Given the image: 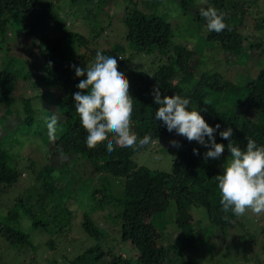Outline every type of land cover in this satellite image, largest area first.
I'll return each mask as SVG.
<instances>
[{
    "label": "trees",
    "instance_id": "1",
    "mask_svg": "<svg viewBox=\"0 0 264 264\" xmlns=\"http://www.w3.org/2000/svg\"><path fill=\"white\" fill-rule=\"evenodd\" d=\"M68 1L73 4L77 0ZM198 1L178 0V5L183 15L193 16L197 23L202 24L206 43L213 44L220 53L226 52L236 57L237 60L233 61L228 57L222 61L212 60L213 63H221L220 71L213 63L208 64L201 58L200 61L205 68L200 69L198 74L193 71L196 69L192 67L193 50L174 40L177 21H168L162 15L145 11L142 3L139 5L133 0H128L122 16L125 39L133 51L130 56L138 52L157 59L149 71L130 69L124 73L130 82L129 93L133 97L130 128L139 138L146 134L157 141L171 136L178 137L180 147L172 170L168 172L151 170L137 164L133 159L137 151L145 149L149 144L136 149L114 145L115 150L111 153L107 151L106 142L98 144L95 149L87 147V132L80 123L73 99V94L80 91L76 85L80 80L86 79V75L77 77L72 72L73 58L64 49V40L73 33L66 29L54 37L45 33L51 20L49 18H54L51 1L0 0V41L6 42L8 24L18 19L21 25L20 31L17 32L18 36H36L31 39V45L36 47L38 52H33L34 61L30 62L35 71L30 70L27 76L35 77L36 84H44V87L48 86L50 90L58 86L62 88L61 97L65 101V107L59 116L57 115L58 134L63 141L60 146L61 152L67 156L82 157L88 168L97 174L106 173L123 178L122 193L118 195L105 185L97 189L101 193L100 201L103 206H108L113 212L114 219L116 218L114 223L119 227L118 237L109 238L105 229L84 212L80 226L85 239L90 240V243L76 250L71 258L66 259L65 264H165L170 245L158 242L162 239L167 225L170 224L181 231L179 236L181 240L182 236L187 234L195 235L206 230L212 232L214 226L226 234L224 231L226 227L243 224L231 211L227 213L222 211L215 176L223 173L224 164L217 159L205 160L204 154L208 150L206 147L196 141L189 142L175 131L169 132L162 121L155 119V112L160 105L155 103L152 91L154 87H159L162 97L176 93L188 97L190 99L188 110L200 111L210 126L215 127L219 123L220 129L215 133V139L217 143L224 144L227 151L229 141L223 139L219 132L228 127L233 129L232 142L239 145L242 150L246 149V137H251L258 146L264 145V65L257 69L255 76L248 82H236L227 77L230 66L240 62L238 60L240 56L247 59L255 48H260L261 54L264 52L263 38L252 36L254 30L247 33L241 30L245 14L248 13L247 6L256 0H203L201 7L198 6ZM239 1L243 8L229 13L230 6ZM207 7H214L218 12H223L225 23L231 30L226 28L220 33L209 32L206 20L200 16V9ZM53 22L59 25L57 19ZM254 27L256 30L264 28V18L258 17ZM9 48L7 47V50ZM114 52L119 67L125 61V57L121 59L119 55L123 53L122 47L115 45ZM17 76L15 71L7 67L0 69V109H6L14 104L13 92ZM61 100L59 98L48 103L57 105ZM30 101V98L22 99L25 111L32 109ZM221 102L226 104L224 109L220 108ZM46 114L52 116L53 113L47 111ZM33 119L32 114L27 112L24 117L26 124H30ZM47 131L46 126L36 133L44 134ZM109 139H113V136L110 135ZM194 148L198 149V155L193 153ZM66 163H61L56 175L60 169L62 172L65 171L68 165ZM55 170L53 165L46 164L36 173L46 194L60 189L53 176ZM20 175L16 168L8 164L6 153L0 148V191L15 184ZM55 197L57 198V195ZM36 199L39 201L41 197L37 196ZM22 204L15 203L14 207L9 208L0 219V235L12 245L28 244L33 248L28 233L22 231L17 224L18 208ZM59 207L66 211L67 217L66 224L57 223L59 226L56 232H61L63 227L68 229L72 221L73 211L67 206ZM193 207L205 209L204 228L197 230L194 226L190 213ZM28 208L25 214L32 217L33 214ZM60 213L52 214L50 217L53 218L52 221H57L56 217ZM260 217L259 232L264 233V213ZM50 218L44 223L43 220L34 218L32 226L46 225L52 222ZM251 232L245 230L241 237L245 234L251 235ZM177 240L171 246L176 245L179 242V239ZM49 242L52 243L51 240ZM261 247L264 248V242ZM258 264L264 262L259 260Z\"/></svg>",
    "mask_w": 264,
    "mask_h": 264
},
{
    "label": "rangeland",
    "instance_id": "2",
    "mask_svg": "<svg viewBox=\"0 0 264 264\" xmlns=\"http://www.w3.org/2000/svg\"><path fill=\"white\" fill-rule=\"evenodd\" d=\"M43 1L53 3L54 16L49 18L51 20L45 33L52 37L65 29L73 33L64 40V49L73 58L77 67L87 68L94 64L95 51L114 57L115 45L122 47L123 53L119 55L125 57L118 71L124 73L130 69L149 71L156 64L157 59L154 56L138 52L130 56L133 51L125 39L122 21L128 0H77L73 4L68 0ZM134 1L139 5L142 3L145 11L162 15L168 21H177L174 40L193 50L192 67L196 68L193 70L195 73L198 74L200 69L205 68L200 58L208 64L213 63L212 60L222 61L227 57L232 61L236 59L233 54L220 53L213 44L205 42L202 24L197 23L193 16L183 15L178 0ZM202 2L203 0L198 1L199 7L202 6ZM241 7L239 1L230 6L229 13H234ZM247 12L241 30L245 33L254 30L252 36L264 39V28L254 29L258 17L264 18V0H256L248 5ZM55 18L58 20V26L53 22ZM20 29V22L16 19L8 24L6 44L0 41V69L7 67L18 75L13 92L14 104L6 109H0V148L5 151L8 164L21 173L15 184L0 191V219L9 208L14 207L15 203H23L18 208L17 224L22 231L28 233L33 248L28 244L12 245L0 235V264H65L66 259L71 258L76 250L90 243V240L85 239L80 226L84 212L105 229L109 238L118 237L119 227L114 223L116 218L114 219L113 212L108 206H103L100 201L101 193L97 189L105 185L118 195L122 193L123 178L106 173L97 174L88 168L82 157L64 155L60 149L63 141L58 129V138L55 141L50 139L48 131L44 134L36 133L47 126L46 117L50 115L46 112L51 111L59 116L65 107V101L61 97L60 86L50 90L48 86L44 87V84H36L35 77L27 76L30 70L35 71L30 62L34 61L33 52H38L37 48L31 45V39L36 36H18L17 32ZM7 47L10 48L7 50ZM247 59L240 56L238 58L240 62L230 66L227 77L236 82L250 81L257 73V69L264 65V52L261 54L260 48H255ZM213 66L218 67L219 71L222 70L221 63H213ZM72 72L75 73L74 68ZM24 98H30L31 110L23 109ZM59 98L62 100L57 105L48 103ZM225 106L226 104L221 102L220 108L224 109ZM27 112L34 117L30 124H26L24 120ZM172 140L179 142L176 136L158 140L157 144L151 143L145 149L137 151L133 159L137 164L151 170L170 172L178 152V148L170 144ZM230 155L225 148L217 160L226 165ZM62 162H67L68 165L65 171L62 172L60 169L56 175ZM46 164L55 167L53 176L61 190L58 188L59 190L46 194L41 187V180L36 177V173ZM37 196L41 197V200L37 201ZM59 205L67 206L73 212L69 228L63 227L61 232H56L59 225L66 224L67 217L66 211H62ZM26 208L33 214L32 217L25 214ZM56 213H60L56 217L58 220L52 221L53 218L50 217ZM190 213L197 230L206 226L204 208L193 207ZM261 215L246 213L239 217V222L245 225L232 224L224 229L226 234L214 226L212 232L206 230L195 235H181V240L179 238L181 231L177 227L167 225L162 239L158 242L170 245L165 264H258L259 260L264 262V248L261 247L264 233L259 232ZM34 218L43 220V223L50 218L52 222L34 227L32 226ZM245 230L252 231L251 235L245 234L241 237ZM177 239L179 242L171 246L178 241Z\"/></svg>",
    "mask_w": 264,
    "mask_h": 264
},
{
    "label": "clouds",
    "instance_id": "3",
    "mask_svg": "<svg viewBox=\"0 0 264 264\" xmlns=\"http://www.w3.org/2000/svg\"><path fill=\"white\" fill-rule=\"evenodd\" d=\"M200 16L206 20L209 32L231 30L225 23V14L214 7L201 8ZM72 67L77 77L86 75V79L76 85L80 91L73 94V99L80 123L87 132L86 145L89 149L106 142L107 151L111 153L115 150L114 145L136 149L153 142L151 135L139 138L131 131L133 97L129 93L130 82L124 72L118 71L116 58L97 52L91 66L86 69L76 65ZM152 95L155 103L160 105L155 119L162 121L169 132L175 131L189 142L196 141L206 147L205 160L221 157L225 145L215 139L219 123L215 127L210 126L200 111L188 110L190 99L184 95L176 93L162 97L159 87L153 88ZM47 129L48 136L55 141L58 138L55 114L48 118ZM110 135L113 139H109ZM219 135L229 141L227 148L231 153V159L223 165V173L215 176L222 211H231L236 217L248 212L255 215L264 213V145L258 146L255 140L246 137V149L242 150L232 142L231 127L220 131ZM170 144L180 147L175 140ZM193 153L198 155V149L194 148Z\"/></svg>",
    "mask_w": 264,
    "mask_h": 264
},
{
    "label": "built area",
    "instance_id": "4",
    "mask_svg": "<svg viewBox=\"0 0 264 264\" xmlns=\"http://www.w3.org/2000/svg\"><path fill=\"white\" fill-rule=\"evenodd\" d=\"M152 143L156 144V143H157V140H153V142H152Z\"/></svg>",
    "mask_w": 264,
    "mask_h": 264
}]
</instances>
